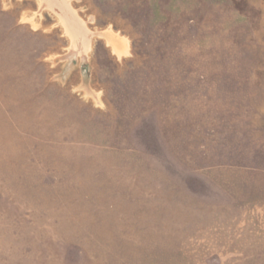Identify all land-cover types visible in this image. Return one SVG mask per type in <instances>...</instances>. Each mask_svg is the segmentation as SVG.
Here are the masks:
<instances>
[{"label": "rangeland", "instance_id": "1", "mask_svg": "<svg viewBox=\"0 0 264 264\" xmlns=\"http://www.w3.org/2000/svg\"><path fill=\"white\" fill-rule=\"evenodd\" d=\"M62 1L0 0V264H264V0Z\"/></svg>", "mask_w": 264, "mask_h": 264}, {"label": "bare ground", "instance_id": "2", "mask_svg": "<svg viewBox=\"0 0 264 264\" xmlns=\"http://www.w3.org/2000/svg\"><path fill=\"white\" fill-rule=\"evenodd\" d=\"M43 1L47 4V6L51 7L52 10L55 8L58 9L59 10L58 12H60V14L63 16L62 18L66 19L72 28L73 27L75 28L76 33L81 34V35H83L85 33L83 28L80 26L78 20L75 17H73V13H71V11L68 10V6L66 5V3L64 1H62V0H43ZM105 38L111 44H113L114 50L117 54L122 55L123 53H125L126 47H125L124 43L120 42V40L116 36H114L112 33H106Z\"/></svg>", "mask_w": 264, "mask_h": 264}]
</instances>
